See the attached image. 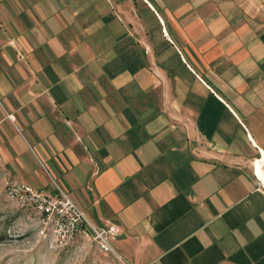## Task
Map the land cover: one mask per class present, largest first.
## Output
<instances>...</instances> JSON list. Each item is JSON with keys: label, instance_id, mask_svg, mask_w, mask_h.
<instances>
[{"label": "crops", "instance_id": "obj_1", "mask_svg": "<svg viewBox=\"0 0 264 264\" xmlns=\"http://www.w3.org/2000/svg\"><path fill=\"white\" fill-rule=\"evenodd\" d=\"M259 160L264 0H0V165L124 262L264 264Z\"/></svg>", "mask_w": 264, "mask_h": 264}, {"label": "rangeland", "instance_id": "obj_2", "mask_svg": "<svg viewBox=\"0 0 264 264\" xmlns=\"http://www.w3.org/2000/svg\"><path fill=\"white\" fill-rule=\"evenodd\" d=\"M8 179L20 181L0 165V264H128L116 253L101 251L90 237L60 247L39 236L30 209L8 190Z\"/></svg>", "mask_w": 264, "mask_h": 264}, {"label": "built area", "instance_id": "obj_3", "mask_svg": "<svg viewBox=\"0 0 264 264\" xmlns=\"http://www.w3.org/2000/svg\"><path fill=\"white\" fill-rule=\"evenodd\" d=\"M12 197L27 206L37 223L39 236L56 246H69L79 238H92L104 253H116L113 241L121 230L115 223L94 224L57 183V196L17 180H7Z\"/></svg>", "mask_w": 264, "mask_h": 264}, {"label": "bare ground", "instance_id": "obj_4", "mask_svg": "<svg viewBox=\"0 0 264 264\" xmlns=\"http://www.w3.org/2000/svg\"><path fill=\"white\" fill-rule=\"evenodd\" d=\"M256 167H257L258 174L260 175V177L264 181V173H263V168H262V162L260 160L256 163Z\"/></svg>", "mask_w": 264, "mask_h": 264}]
</instances>
